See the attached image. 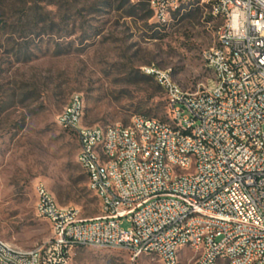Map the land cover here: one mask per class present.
<instances>
[{"label": "built area", "instance_id": "1", "mask_svg": "<svg viewBox=\"0 0 264 264\" xmlns=\"http://www.w3.org/2000/svg\"><path fill=\"white\" fill-rule=\"evenodd\" d=\"M198 1L221 21L202 56L213 82L189 94L169 71L142 68L163 90L168 118L133 116L126 126L83 125L73 95L57 124L77 138L100 216L81 218L37 183L35 213L51 236L29 250L0 239V264H71L77 247L161 264H180L186 252L184 264H264V0ZM181 5L151 0V19L163 27Z\"/></svg>", "mask_w": 264, "mask_h": 264}, {"label": "rangeland", "instance_id": "2", "mask_svg": "<svg viewBox=\"0 0 264 264\" xmlns=\"http://www.w3.org/2000/svg\"><path fill=\"white\" fill-rule=\"evenodd\" d=\"M137 2L0 0L1 240L29 250L51 236L48 222L35 213L37 183L59 206L78 209L81 218L100 216L76 162L77 138L57 124L73 95L83 100V125L126 126L133 116L168 118L164 92L143 78L142 68L169 71L189 94L213 82L202 56L215 46L221 21L208 19V6L180 0L184 6L198 3L162 27L144 18L145 10H135ZM120 228H129L126 219ZM71 264L161 262L152 256L133 260L123 250L77 247Z\"/></svg>", "mask_w": 264, "mask_h": 264}, {"label": "trees", "instance_id": "3", "mask_svg": "<svg viewBox=\"0 0 264 264\" xmlns=\"http://www.w3.org/2000/svg\"><path fill=\"white\" fill-rule=\"evenodd\" d=\"M198 2H194V3H189L187 4V6H184V5H181L179 7V9L175 12L174 16L179 14L181 12V10H184V11H187L188 9H193L195 8V5L197 4ZM136 7H138V11H142V10H145V15H144V18L146 19H150L152 17V12L151 10L149 9V4H148V1L145 2L144 0H138L137 4L135 5V10H136ZM190 7V8H188ZM209 8V6H208ZM183 19V18H182ZM208 19H217V18H213L212 16H209ZM156 27V26H155ZM143 78L147 79V80H154L153 77L151 76H143ZM155 81V80H154ZM156 82V81H155ZM157 84V83H156ZM157 86L161 89V87L157 84ZM162 90V89H161ZM163 91V90H162ZM143 117V116H142ZM72 133V132H71ZM73 134V133H72ZM80 168V167H79ZM82 171V170H81ZM84 177H85V181H86V184H87V176L83 173ZM97 199V198H96Z\"/></svg>", "mask_w": 264, "mask_h": 264}]
</instances>
